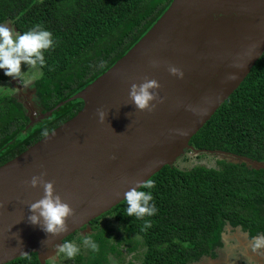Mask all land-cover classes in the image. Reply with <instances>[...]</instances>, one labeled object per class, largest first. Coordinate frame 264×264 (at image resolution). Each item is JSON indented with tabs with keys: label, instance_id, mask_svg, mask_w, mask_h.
I'll return each instance as SVG.
<instances>
[{
	"label": "water",
	"instance_id": "obj_1",
	"mask_svg": "<svg viewBox=\"0 0 264 264\" xmlns=\"http://www.w3.org/2000/svg\"><path fill=\"white\" fill-rule=\"evenodd\" d=\"M264 53V0H172L152 27L92 83L35 116L46 119L68 102L82 108L69 120L0 166V264L36 254L53 258L56 245L123 201L130 187L147 182L189 151L264 170V163L223 151L196 150L191 138L239 87ZM156 62L153 67L152 62ZM169 66L183 73L171 75ZM145 79L161 98L138 111L128 92ZM106 113L104 123L96 110ZM44 173L73 214L67 231L46 235L31 225L28 206L43 197L32 176Z\"/></svg>",
	"mask_w": 264,
	"mask_h": 264
},
{
	"label": "trees",
	"instance_id": "obj_2",
	"mask_svg": "<svg viewBox=\"0 0 264 264\" xmlns=\"http://www.w3.org/2000/svg\"><path fill=\"white\" fill-rule=\"evenodd\" d=\"M171 1L0 0V23L19 32L40 25L55 40L54 48L45 53L43 75L32 84L35 111L52 110L106 72ZM5 80L0 73V83ZM81 108L80 100L68 102L50 117L28 126L25 106L12 94L0 96V166ZM189 145L264 163V53ZM178 162L154 174L147 181L152 184L150 189H139L151 191L157 208L154 216L128 217L122 201L91 221L88 233L76 232L62 241L80 248L74 259L54 258L52 264H194L203 257H215L226 226L240 228L249 240L264 235V170L220 158L214 168H180ZM103 219L106 225L101 224ZM144 220L151 222L147 229ZM85 237L97 244L96 252L83 244ZM132 253L127 260L125 256ZM7 264L39 262L31 253Z\"/></svg>",
	"mask_w": 264,
	"mask_h": 264
},
{
	"label": "clouds",
	"instance_id": "obj_3",
	"mask_svg": "<svg viewBox=\"0 0 264 264\" xmlns=\"http://www.w3.org/2000/svg\"><path fill=\"white\" fill-rule=\"evenodd\" d=\"M55 40L52 33L40 25H34L24 32H19L6 23H0V71L4 76L17 80L22 88L28 89L33 82L43 75L42 69L45 66V53L53 49ZM26 67V71L21 70V65ZM153 67L156 62H152ZM168 71L177 78H182L180 69L169 66ZM159 83L153 79H145L140 84H131L128 96L132 105L138 111L151 112L156 103L161 102L157 90ZM96 115L100 123H104L106 113L96 110ZM42 172L39 176H32L29 186L37 188L42 186L43 197L28 206L31 213L27 220L33 226H38L46 235H59L67 231L65 221L73 211L69 205L63 202L59 195L54 194L52 182L45 181ZM150 182L130 187L123 194V201L126 204L124 209L128 217L143 219L156 214L157 208L153 202L151 191L139 190L140 188L150 189ZM151 226L149 220H144V229ZM142 229V231L144 230ZM83 244L92 252L98 250L97 244L88 237L83 239ZM251 251L258 256L264 257V235H257L250 242ZM80 253V248L74 242L65 241L56 245L53 258L72 260ZM249 264H254L249 261Z\"/></svg>",
	"mask_w": 264,
	"mask_h": 264
},
{
	"label": "crops",
	"instance_id": "obj_4",
	"mask_svg": "<svg viewBox=\"0 0 264 264\" xmlns=\"http://www.w3.org/2000/svg\"><path fill=\"white\" fill-rule=\"evenodd\" d=\"M251 241L240 228L226 226L221 236L222 246L216 250L215 257H203L194 264H249V261L264 264V257L251 251Z\"/></svg>",
	"mask_w": 264,
	"mask_h": 264
},
{
	"label": "rangeland",
	"instance_id": "obj_5",
	"mask_svg": "<svg viewBox=\"0 0 264 264\" xmlns=\"http://www.w3.org/2000/svg\"><path fill=\"white\" fill-rule=\"evenodd\" d=\"M9 26H11V25H9ZM21 70L22 71L27 70L23 64L21 65ZM0 73L3 74L2 71H0ZM6 78H7V80L0 83V96L12 94L18 101H20L25 106H27V107L31 106L33 93H34L32 85L30 86V88L24 89L21 87L20 84H19L20 87L17 86V84L19 83L17 80H13L10 77H6ZM179 159H182V161L178 162ZM179 159H177L174 164H177V162H178L180 168H189L190 166H193V165H205L207 167L213 166V168H214L216 166V162L219 161L218 157L212 156L209 154H206L205 156H202L200 158H196L193 154H191V153L189 154L186 152ZM96 219H98V218H96ZM101 224L106 225L107 224L106 219L105 220L103 219L101 221ZM108 229H110V228L108 227ZM102 231L104 232V229H102ZM115 231H116V229H115ZM81 233H82V235L84 234L83 232H81ZM113 235L114 234L112 233V236ZM133 254L134 253L127 254L125 256L126 259L129 260L131 258V256H133ZM53 261H54V258H51V259L45 261V264H52Z\"/></svg>",
	"mask_w": 264,
	"mask_h": 264
},
{
	"label": "flooded vegetation",
	"instance_id": "obj_6",
	"mask_svg": "<svg viewBox=\"0 0 264 264\" xmlns=\"http://www.w3.org/2000/svg\"><path fill=\"white\" fill-rule=\"evenodd\" d=\"M17 86L20 87L19 83L17 84ZM23 105H24V104H23ZM24 106H25V105H24ZM25 108H26V110H27V115H29L30 108L33 110L35 116L38 115V113L35 111V109H34V107H33V104H31V106H29V107L25 106ZM82 231H83V229H82ZM82 231H79V232H77V233H79L80 235H82V233H81ZM89 231H90V229H89ZM85 233H88V232H85ZM85 233H84V234H85Z\"/></svg>",
	"mask_w": 264,
	"mask_h": 264
}]
</instances>
